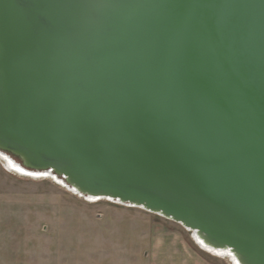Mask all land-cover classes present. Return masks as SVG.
Segmentation results:
<instances>
[{
    "label": "water",
    "instance_id": "95a60500",
    "mask_svg": "<svg viewBox=\"0 0 264 264\" xmlns=\"http://www.w3.org/2000/svg\"><path fill=\"white\" fill-rule=\"evenodd\" d=\"M0 154L264 264V0H0Z\"/></svg>",
    "mask_w": 264,
    "mask_h": 264
},
{
    "label": "rangeland",
    "instance_id": "374dc122",
    "mask_svg": "<svg viewBox=\"0 0 264 264\" xmlns=\"http://www.w3.org/2000/svg\"><path fill=\"white\" fill-rule=\"evenodd\" d=\"M12 255L21 264H232L203 250L178 223L87 201L52 179L10 173L0 162V259L12 264Z\"/></svg>",
    "mask_w": 264,
    "mask_h": 264
},
{
    "label": "bare ground",
    "instance_id": "6f19581e",
    "mask_svg": "<svg viewBox=\"0 0 264 264\" xmlns=\"http://www.w3.org/2000/svg\"><path fill=\"white\" fill-rule=\"evenodd\" d=\"M0 162L7 169V171H9L10 173H13L14 172V173H16L19 176L29 177V178H35V179H38V178H43V179L49 178V179H52L48 175H39V174L29 173V172L25 171L24 169H22L21 166L17 165V163L15 164L10 158H8V157H6L5 155H2V154H0ZM59 183H61V182L59 181ZM68 191H71V190L68 189ZM74 194H75V192H74ZM208 251L210 253L214 254V255L219 256V257H221V256L224 257L222 255L223 253H221V252H215V251H212V250H208Z\"/></svg>",
    "mask_w": 264,
    "mask_h": 264
},
{
    "label": "crops",
    "instance_id": "0c3cea01",
    "mask_svg": "<svg viewBox=\"0 0 264 264\" xmlns=\"http://www.w3.org/2000/svg\"><path fill=\"white\" fill-rule=\"evenodd\" d=\"M2 256V255H1ZM17 256V255H16ZM15 255H12L11 258H12V264H21L20 260L18 259V257H16ZM5 258V256L3 257ZM0 264H5V261L4 260H1L0 259Z\"/></svg>",
    "mask_w": 264,
    "mask_h": 264
}]
</instances>
